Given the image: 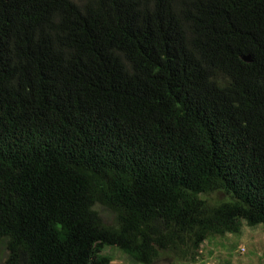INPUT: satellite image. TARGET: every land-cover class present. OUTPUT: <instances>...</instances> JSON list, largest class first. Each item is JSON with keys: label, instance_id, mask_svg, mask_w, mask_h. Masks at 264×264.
<instances>
[{"label": "trees", "instance_id": "obj_1", "mask_svg": "<svg viewBox=\"0 0 264 264\" xmlns=\"http://www.w3.org/2000/svg\"><path fill=\"white\" fill-rule=\"evenodd\" d=\"M243 224H264V0H0L6 264H199Z\"/></svg>", "mask_w": 264, "mask_h": 264}, {"label": "rangeland", "instance_id": "obj_2", "mask_svg": "<svg viewBox=\"0 0 264 264\" xmlns=\"http://www.w3.org/2000/svg\"><path fill=\"white\" fill-rule=\"evenodd\" d=\"M107 223H114L110 210L101 204L95 206ZM113 257L110 264H139L116 247L107 248ZM199 264H264V224L248 226L243 224L239 234H225L211 237L203 243ZM8 249L5 241L0 242V264H6ZM156 264H166L160 261Z\"/></svg>", "mask_w": 264, "mask_h": 264}, {"label": "water", "instance_id": "obj_3", "mask_svg": "<svg viewBox=\"0 0 264 264\" xmlns=\"http://www.w3.org/2000/svg\"><path fill=\"white\" fill-rule=\"evenodd\" d=\"M243 59L246 60V61H251L250 56H244Z\"/></svg>", "mask_w": 264, "mask_h": 264}]
</instances>
